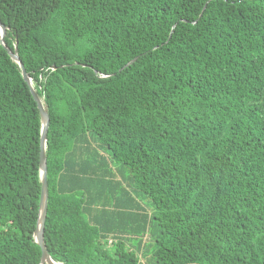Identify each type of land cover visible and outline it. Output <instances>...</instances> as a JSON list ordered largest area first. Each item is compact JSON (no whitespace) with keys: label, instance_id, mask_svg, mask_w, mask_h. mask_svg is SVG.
Listing matches in <instances>:
<instances>
[{"label":"trees","instance_id":"16d2710c","mask_svg":"<svg viewBox=\"0 0 264 264\" xmlns=\"http://www.w3.org/2000/svg\"><path fill=\"white\" fill-rule=\"evenodd\" d=\"M0 20L50 115L56 262L264 264V0H0ZM41 127L0 30V264L41 263Z\"/></svg>","mask_w":264,"mask_h":264},{"label":"water","instance_id":"95a60500","mask_svg":"<svg viewBox=\"0 0 264 264\" xmlns=\"http://www.w3.org/2000/svg\"><path fill=\"white\" fill-rule=\"evenodd\" d=\"M0 30H1V43L8 51L9 55L20 65L24 78L31 86L32 94L37 101L38 108L41 115L42 127H41V142H40V174L42 181V191L38 211V220L36 230L34 232L35 241L41 247L42 257L40 264H61L56 262L50 253L48 252L46 242H45V225L48 215V199H49V182H48V164H47V142H48V131L50 125V115L48 108L44 104V101L39 97L35 88L32 86V79L30 78L29 73L26 71L25 65L21 60L18 52V43L15 44V51H12L5 43V37L7 34V27L0 20ZM137 60V57L132 61L127 63L124 67L129 66Z\"/></svg>","mask_w":264,"mask_h":264}]
</instances>
